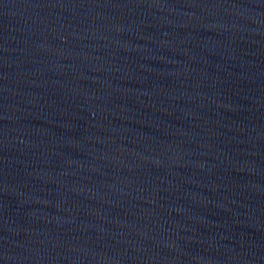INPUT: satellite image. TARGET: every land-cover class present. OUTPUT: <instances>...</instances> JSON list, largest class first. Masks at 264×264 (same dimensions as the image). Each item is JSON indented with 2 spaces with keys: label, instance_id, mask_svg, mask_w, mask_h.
Masks as SVG:
<instances>
[{
  "label": "water",
  "instance_id": "obj_1",
  "mask_svg": "<svg viewBox=\"0 0 264 264\" xmlns=\"http://www.w3.org/2000/svg\"><path fill=\"white\" fill-rule=\"evenodd\" d=\"M0 264H264V0H0Z\"/></svg>",
  "mask_w": 264,
  "mask_h": 264
}]
</instances>
